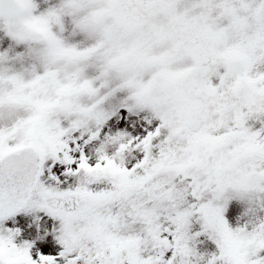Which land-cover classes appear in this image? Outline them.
<instances>
[{
  "label": "clouds",
  "instance_id": "9594fccd",
  "mask_svg": "<svg viewBox=\"0 0 264 264\" xmlns=\"http://www.w3.org/2000/svg\"><path fill=\"white\" fill-rule=\"evenodd\" d=\"M29 6L30 0H0L5 27L39 45L43 68L27 76L0 71V155L10 151L9 141L52 153L64 122L89 131L104 112L96 88H107L159 119L167 151L153 163L158 184L230 157L237 166L228 175L246 178L253 156L264 161V144L248 134L256 123L264 128V0H61L59 23L51 26ZM64 17L83 41L70 44L53 32V25L64 31ZM120 139L101 142L105 154L115 146L117 162L106 163L98 181L127 171ZM123 227L113 219L103 231L114 236ZM250 243L230 250L229 264H251ZM22 259L0 240V260Z\"/></svg>",
  "mask_w": 264,
  "mask_h": 264
},
{
  "label": "snow or ice",
  "instance_id": "6c2138e0",
  "mask_svg": "<svg viewBox=\"0 0 264 264\" xmlns=\"http://www.w3.org/2000/svg\"><path fill=\"white\" fill-rule=\"evenodd\" d=\"M36 7L30 0L31 15L48 18L50 26L53 21L59 23L56 8L37 15ZM0 31L17 42L28 41L13 35L2 17ZM99 90L96 88L97 94ZM123 107L128 112H144L127 101ZM108 118L103 112L86 139L82 128L64 122L52 153L16 148L9 141L10 151L0 155V240L10 242L23 256L19 264H229L227 253L248 242L251 264H264V243H258L264 242V218L233 228L225 217L231 199L264 193V161L253 156L246 178L228 175L237 166L230 157L197 163L178 171L170 182L158 184L151 172L155 160L165 155L167 142L159 119L148 115L142 137L126 138L118 132L107 138H121L120 143L127 145L124 154L137 151L141 158L127 171L98 181L96 173L110 160L117 161L99 148L97 158L90 162L78 141L86 145L98 139L100 126ZM74 133L79 135L73 138ZM248 134L264 144V128L251 129ZM93 169L95 172L90 171ZM65 176L76 177V183L62 188ZM21 212H42L57 223L41 230V217H35L27 225L35 231L34 239L17 244L22 229L6 227L5 221ZM113 219L124 227L109 236L103 225ZM193 220L200 226L195 233L191 232ZM136 235L147 243L137 241ZM200 236L214 243V253H197L193 245ZM49 239L55 246L42 251V243ZM0 264L5 262L0 260Z\"/></svg>",
  "mask_w": 264,
  "mask_h": 264
},
{
  "label": "rangeland",
  "instance_id": "374dc122",
  "mask_svg": "<svg viewBox=\"0 0 264 264\" xmlns=\"http://www.w3.org/2000/svg\"><path fill=\"white\" fill-rule=\"evenodd\" d=\"M61 0H34L36 9L34 14H41L47 12L50 9L59 6ZM64 31L59 32L56 25L52 26L54 33H58L67 43H80L83 41L82 34L73 32V27L70 18L64 17L62 19ZM86 43V42H85ZM39 45L34 42L22 41L17 42L11 37L6 35L3 31H0V71H7L12 73H23L25 76L35 68L37 74L42 73L43 68L37 59V49ZM89 77L94 76L95 70L88 69L86 73ZM109 89L101 88L98 93V97L102 96L104 99L101 101L100 107L108 114V119L100 126V134L98 139L90 141L88 144H83V140L78 141L81 145V149L84 151L86 157L90 162H94L97 158V152L100 148L101 142L105 141L108 137L114 136L116 133H125L127 137H142L144 134V128L147 127L146 120L148 118L147 112H140L133 110L128 112L126 107L122 108L125 104V93L115 92L108 95ZM123 112V116L121 113ZM66 126V124L64 125ZM260 127L259 123L253 126V130ZM90 130L95 131V126H92ZM79 133H74L73 138L78 136ZM88 133L85 132L84 138H87ZM106 154L111 155L115 151V146L107 147L105 149ZM141 155L137 151H132L131 154L125 153L126 167L134 164ZM134 157V158H133ZM55 174V173H54ZM76 177L65 176L62 188H67L69 185L76 183ZM41 217L39 223L41 230L50 229L57 222L52 218L47 217L42 212H21L14 217H10L5 221L6 227H20L22 229L21 237L17 239L16 243L20 244L24 239H34L36 233L34 230H29L27 225L32 223L35 217ZM225 217L229 222L230 227H239L248 223L249 221L255 222L257 218H264V193L254 194L251 198H233L226 207ZM200 230L199 223L195 220L192 222L191 232L195 233ZM195 248L197 253H202L208 256L216 251L215 245L212 241L208 240L205 236L197 237L195 240ZM55 246V241L49 239L46 243H42L41 250L48 251Z\"/></svg>",
  "mask_w": 264,
  "mask_h": 264
}]
</instances>
